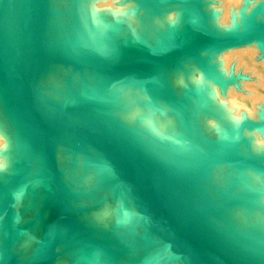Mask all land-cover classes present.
I'll return each mask as SVG.
<instances>
[{
  "label": "water",
  "instance_id": "water-1",
  "mask_svg": "<svg viewBox=\"0 0 264 264\" xmlns=\"http://www.w3.org/2000/svg\"><path fill=\"white\" fill-rule=\"evenodd\" d=\"M254 11L232 35L199 34L190 16L184 35L138 50L102 43L100 34H47L49 16H72L47 0H0V264H264L181 190L203 165L263 174V163L221 150L167 163L89 115L94 90L64 102L36 85L44 66L62 65L79 80L84 70L83 78L134 83L174 105L167 87L145 73L166 59L243 44Z\"/></svg>",
  "mask_w": 264,
  "mask_h": 264
},
{
  "label": "bare ground",
  "instance_id": "bare-ground-1",
  "mask_svg": "<svg viewBox=\"0 0 264 264\" xmlns=\"http://www.w3.org/2000/svg\"><path fill=\"white\" fill-rule=\"evenodd\" d=\"M47 4L52 9L66 5L63 8L72 14V20L63 21L65 24L60 22L63 19L55 22L49 16L47 34H100L98 40L112 45L116 43L115 31L120 32L127 22L125 30L131 28L139 37L133 42L128 38L119 41L120 45L138 50L149 47L148 38L161 42L184 35L190 16L199 34L232 35L245 26L248 13L255 10L248 24L252 37L238 55L255 62L259 49L264 51V0H47ZM220 51L223 49L195 51V60L186 55L166 59L145 73L167 87L175 98L174 105L157 90L129 82L111 83L89 72L83 78L84 70L79 80L76 72L68 75L70 68L62 65L44 66L36 85L64 102H74L87 89L94 90L86 112L167 163H183L203 150H221L264 164V96L255 91L237 93L227 84L225 80L232 73H227L225 66L231 55H218ZM232 57L238 61L237 56ZM260 63L264 65V60ZM206 120L216 139L202 135V121ZM181 190L202 215L222 227L224 234L264 257V173L252 171L248 165L217 162L190 173Z\"/></svg>",
  "mask_w": 264,
  "mask_h": 264
},
{
  "label": "rangeland",
  "instance_id": "rangeland-1",
  "mask_svg": "<svg viewBox=\"0 0 264 264\" xmlns=\"http://www.w3.org/2000/svg\"><path fill=\"white\" fill-rule=\"evenodd\" d=\"M123 2H124V0H123ZM248 2H249V0H248ZM252 5H254V3H252ZM63 7H67V6L65 5ZM134 10H136V9H134ZM139 13L141 15L143 14L142 11H139ZM62 19L63 20H61L60 22L65 24L63 21L72 20V17L71 18H63L62 17ZM127 25H128V23L124 22V24H123V26L121 28V31H120L121 33L120 32H116V35L119 38H123V40H118L116 38V41H125V39L129 38L133 42L135 40V36L139 37V33L135 32V30L133 31V29H131V28H128L127 30H125ZM133 26H135V24H133ZM147 40H149L151 42L153 39L148 38ZM254 43H256V42H254ZM246 45L247 44H245V42H243V44H237V45L232 46L230 48H225V49H223V51L219 52L220 54L218 53V55H224V53L226 55L227 54L231 55L230 59L228 60V62L226 61L227 63H226L225 69H226V72L228 70V72H230V74L232 73V76L229 75L230 78L225 80V81L228 82L227 84H229L231 87L236 89L237 93L243 94V92H244V93L248 94V92H250V91H253V92L255 91V93H258L259 95L264 96V65L260 63L261 60L262 61L264 60V51L259 49L261 52L259 51V54L256 55L257 58L256 57L254 58V60L256 59L255 62H253L251 60H248L244 56L240 57L238 55L241 52V50H243L242 48H244ZM232 56H237L238 57V61L236 60L237 58L233 61L234 57H232ZM235 61H236V63H235ZM215 63H216L215 65H217V62H215ZM170 79H171V83L173 84L175 82V78L172 76ZM230 79H232V80H230ZM239 82H241V83H239ZM237 85H238V87H237ZM242 88H244L245 90L242 89ZM249 104L250 103H248V105ZM209 122L210 121H207V120L206 121H202V126H203L202 127V135L204 137L206 136V138L216 139L217 135H215V132L210 127V123ZM225 169H227V168L225 167Z\"/></svg>",
  "mask_w": 264,
  "mask_h": 264
}]
</instances>
